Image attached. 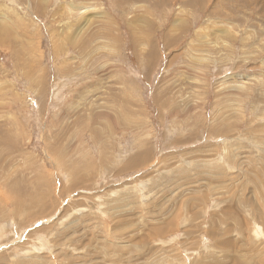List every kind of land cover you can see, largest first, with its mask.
Wrapping results in <instances>:
<instances>
[{
  "label": "rangeland",
  "instance_id": "1",
  "mask_svg": "<svg viewBox=\"0 0 264 264\" xmlns=\"http://www.w3.org/2000/svg\"><path fill=\"white\" fill-rule=\"evenodd\" d=\"M189 1L0 0V264H264V0Z\"/></svg>",
  "mask_w": 264,
  "mask_h": 264
},
{
  "label": "bare ground",
  "instance_id": "2",
  "mask_svg": "<svg viewBox=\"0 0 264 264\" xmlns=\"http://www.w3.org/2000/svg\"><path fill=\"white\" fill-rule=\"evenodd\" d=\"M239 1H241V3H242V1H243V2H244V1L247 2V0H239ZM249 1H250V0H249ZM249 1H248V3H249ZM202 2H203V0H190L188 3H191V4L193 3L194 5H195L196 3H200V5H201ZM191 4H190V5H191ZM214 4H215V3H214ZM133 5H134V4H133ZM203 5H204V4H203ZM250 5H251V4H250ZM197 6H198V5H197ZM204 6H205V5H204ZM80 7H81V6H80ZM249 7H250V6H249ZM82 8H83V7H82ZM82 8H80L79 10H81ZM180 9H181V8H180ZM182 9H183V8H182ZM216 9H217V8H214V11H215V12H217ZM83 10H84V9H83ZM223 10H224V9H223ZM217 13H218V12H217ZM210 14H211V13H210ZM222 14H223V13H222ZM223 22H224V21H223ZM235 28H236V27H235ZM250 30H251V29H250ZM67 35H69V34H66L65 36L68 37ZM226 35H227V33H226ZM166 38H168V37H166ZM82 41H83V40H82ZM168 42H169V40H168ZM229 45H230V44H229ZM80 48H81V47H80ZM150 58H152V57H150ZM150 63H151V62H150ZM134 161H135V160H134Z\"/></svg>",
  "mask_w": 264,
  "mask_h": 264
},
{
  "label": "crops",
  "instance_id": "3",
  "mask_svg": "<svg viewBox=\"0 0 264 264\" xmlns=\"http://www.w3.org/2000/svg\"><path fill=\"white\" fill-rule=\"evenodd\" d=\"M184 2H186V1H184Z\"/></svg>",
  "mask_w": 264,
  "mask_h": 264
}]
</instances>
